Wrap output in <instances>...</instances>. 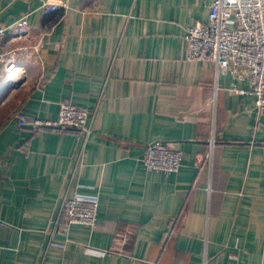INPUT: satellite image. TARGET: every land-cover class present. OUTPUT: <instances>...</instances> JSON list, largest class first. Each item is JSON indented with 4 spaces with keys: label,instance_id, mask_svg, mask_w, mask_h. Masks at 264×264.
I'll list each match as a JSON object with an SVG mask.
<instances>
[{
    "label": "crops",
    "instance_id": "crops-1",
    "mask_svg": "<svg viewBox=\"0 0 264 264\" xmlns=\"http://www.w3.org/2000/svg\"><path fill=\"white\" fill-rule=\"evenodd\" d=\"M213 1L0 0V25L28 21L15 45H41L17 84L0 67V264H264V110L188 58ZM64 101L91 108L88 134L19 126ZM155 140L177 172L143 167ZM77 193L97 225L56 223Z\"/></svg>",
    "mask_w": 264,
    "mask_h": 264
},
{
    "label": "built area",
    "instance_id": "built-area-1",
    "mask_svg": "<svg viewBox=\"0 0 264 264\" xmlns=\"http://www.w3.org/2000/svg\"><path fill=\"white\" fill-rule=\"evenodd\" d=\"M66 4H51L55 11ZM27 19L24 17L10 25H0V67L6 80L17 84L24 70L19 71V54L33 55L40 43L16 46L15 42L30 36ZM188 43V58L214 64L219 70L229 71L238 82L249 81L250 87L234 89L239 94L253 95L258 109L264 110V0H214L208 21L189 26L185 30ZM14 74V76H13ZM88 106L71 102L61 103L55 122L30 118L19 113V126H59L90 132ZM183 161V151L173 149L163 140L151 142L143 158V167L149 171L177 172ZM99 200L96 196L77 193L62 201L57 224L61 220L69 224L97 225Z\"/></svg>",
    "mask_w": 264,
    "mask_h": 264
}]
</instances>
